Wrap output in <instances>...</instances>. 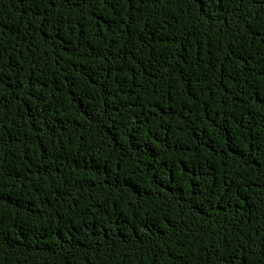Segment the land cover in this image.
I'll return each mask as SVG.
<instances>
[{"label":"trees","instance_id":"16d2710c","mask_svg":"<svg viewBox=\"0 0 264 264\" xmlns=\"http://www.w3.org/2000/svg\"><path fill=\"white\" fill-rule=\"evenodd\" d=\"M0 264H264V0H0Z\"/></svg>","mask_w":264,"mask_h":264}]
</instances>
